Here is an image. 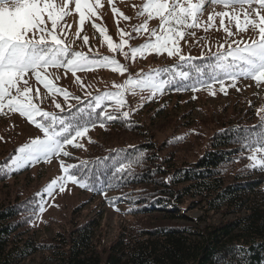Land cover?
<instances>
[{
  "label": "trees",
  "instance_id": "trees-1",
  "mask_svg": "<svg viewBox=\"0 0 264 264\" xmlns=\"http://www.w3.org/2000/svg\"><path fill=\"white\" fill-rule=\"evenodd\" d=\"M216 53L190 55L189 64L208 68ZM117 55L119 52L113 56L116 60ZM187 67L179 60L162 63L133 79L170 80L162 91L180 95L208 82L207 75L198 78L195 72L188 80L178 75L172 78V73ZM114 85L117 83H107L105 90L91 95L71 93L72 112L87 108L97 94L117 91ZM58 103L66 110L63 118L71 119L69 103ZM103 108L117 118L104 120V127L97 120L89 130L102 128L107 140L69 159L71 164L86 162L91 173L103 170L106 161L115 164L126 155L133 157L124 161L131 167L122 186L106 190L108 204L114 205V198H119L115 205H129V220L106 244L98 222L75 219L77 210L73 209L50 238L38 239L33 223L47 196L42 199L40 195L46 184H17L19 171L11 167L13 156L0 157V166L8 173L0 172V264H264V173L248 167L251 151L245 142L248 130L259 131L264 124L249 123L247 117L222 119L217 124L202 123L200 129L186 128L185 134L174 133L159 142L155 134L141 130L139 119L132 118L134 103L118 110L114 100H108ZM43 110L60 112L48 107ZM124 111L129 112L127 118L121 115ZM97 179L103 181L104 177L98 175ZM107 179L116 182L112 176ZM81 190L90 196L103 195ZM192 210L202 213L204 224L185 215ZM213 215L220 217L216 224L208 223ZM38 254L42 259L30 263Z\"/></svg>",
  "mask_w": 264,
  "mask_h": 264
},
{
  "label": "snow or ice",
  "instance_id": "snow-or-ice-1",
  "mask_svg": "<svg viewBox=\"0 0 264 264\" xmlns=\"http://www.w3.org/2000/svg\"><path fill=\"white\" fill-rule=\"evenodd\" d=\"M73 2L80 25L76 37L81 38L86 17L90 19L98 15L100 0H94V2L93 0H61L60 3L56 0H0V112L7 109L9 112L19 113L41 133L18 147L16 150L18 155L13 158L11 167L19 169L29 163L51 162L53 158H57L62 172L40 193L42 199L44 194L51 196L57 188L60 192H64L68 183L85 190L98 191L100 194H106L108 189L114 190L121 187V181L124 176L130 174L127 169L131 167L130 163L126 167L124 161H131L132 156L126 155L115 164H109L106 161L103 170L94 169L90 173L86 162L65 163L63 158H72V153L67 148L71 146L74 149H82L84 146L80 140L86 136L90 126H94L99 120L100 126L104 127V120L112 121L117 118L104 110V101L114 100L116 106L120 108L125 104V92L131 91L135 95L136 86L147 85L155 95L171 82L170 80L156 81L152 77L148 80H134L129 76L123 84L114 85L117 91L97 94L87 108H77L75 112H72L75 106L69 101L73 97L48 78L50 68H62L65 73L70 72L74 77L78 71L93 70L97 67L110 68L111 71L120 74L128 71L127 66L120 64L114 58L103 56L97 59L91 54V49L90 54H85L67 43L68 30L71 26L67 24L65 18L71 15L70 4ZM109 2L111 3V0ZM205 3L222 5L224 9H231V11L210 14L208 22L202 24L200 17L205 10ZM253 5L258 7L254 8ZM237 9L242 11V16L238 14ZM112 11L122 16L124 20L130 19L118 12L116 8ZM145 13L147 18L141 25L134 26L133 32L137 35L149 32L150 40L143 45L130 48V53L124 51V48L134 38L132 33L121 29L120 42L113 43V39L105 34L104 27L94 22L93 27L107 42L112 52H122L126 59L129 54L133 59L137 56L143 58L148 52L158 55L166 52L169 57H178L180 65L188 67L186 70L172 73V78L178 75L181 79L188 80L193 72L198 78L201 75H207L208 82H202L201 86H206L212 95H215L211 89L216 83L219 84L220 91L227 94L229 85H226L225 78L232 81L231 87H236L240 77L255 81L258 87L264 84V0H196V2L193 0H147L143 5V11L138 15ZM217 16L220 18L219 26L227 37L245 33L251 28L258 32V38L243 42L242 46L237 41L231 40L226 49L224 44H220L215 60L209 64L208 68L189 64L193 58L182 54L180 42L183 40L187 43L185 37L195 35L194 31H189L191 29L203 28L205 32L212 29ZM153 18L159 19L158 30L148 28V21ZM225 18L228 19V25L235 22V31L230 26H226ZM100 19L103 18L100 17ZM82 40L85 45L89 44L87 35H84ZM234 44L235 47H233ZM31 77L42 84L49 93L63 95L65 103H69L67 111L71 119L63 118L61 114L66 110L55 99L52 103L56 109L60 110L59 113L43 110L38 103L34 102V98L40 100V89L34 92L29 85ZM76 80L82 83L79 77H76ZM193 90L200 89L194 86ZM236 90L240 91L239 88ZM74 99L80 103V97L76 96ZM258 111H264V107ZM121 115L127 118L129 112L124 111ZM248 132L249 135L245 137L246 146L251 151L248 157L251 163L248 167L264 170V155H258L264 154V125L260 126L259 131L250 129ZM0 139L3 138L0 137ZM111 159L114 157H109V160ZM96 164L99 165L100 161L97 160ZM0 172L4 176L8 175L2 166H0ZM98 175L104 177L103 181L97 179ZM109 176L116 181L114 184L107 179ZM119 202V198H114V205ZM43 210L41 206L40 211Z\"/></svg>",
  "mask_w": 264,
  "mask_h": 264
},
{
  "label": "rangeland",
  "instance_id": "rangeland-1",
  "mask_svg": "<svg viewBox=\"0 0 264 264\" xmlns=\"http://www.w3.org/2000/svg\"><path fill=\"white\" fill-rule=\"evenodd\" d=\"M60 3L61 0H56ZM94 2V0H93ZM147 0H100V7L98 8V15L92 18L86 17L81 38L76 37L79 25L78 13L74 11V2L70 4L71 15L65 18L70 30H68L67 43H69L75 50L84 52H91L98 54L97 56H109L113 58L114 52L108 48L107 42L93 27V22L105 28V34L113 39V43L120 42L121 29L132 33L134 37L126 45L124 51H130L134 48L143 45L150 40L149 32H143L137 35L133 32L134 26L141 25L147 18L144 15H138L143 11V5ZM196 2V0H193ZM247 7V6H245ZM253 7H258L253 5ZM116 8L118 12L123 13L124 16L129 17V20H124L122 16L114 14L112 9ZM205 10L200 17L201 23L208 22L210 14L218 13L220 11H231V9H224L222 5L208 4L204 5ZM238 14L242 16V11L237 9ZM254 15V14H253ZM102 17L103 19H100ZM219 17H215V26L209 31L205 32L203 28L191 29L190 32H195V35H187L185 37L187 43L183 40L180 42L182 54L185 56H201L218 51L220 44L225 45V49L231 40H235L241 44L243 42H250L258 38V32L249 28L245 33H238L234 37H227V34L219 26ZM226 26H230L235 31V22L228 25V19L225 18ZM148 28L159 29V19L153 18L148 21ZM87 35L89 37V44L83 43L82 37ZM127 39V37H126ZM154 40V38H151ZM236 45L234 44L233 47ZM211 49V51H209ZM221 51L223 49H220ZM96 56V58H98ZM117 61L128 67V71L124 74L111 71L110 68H94L93 70L81 71L76 73L82 83H78L76 77L70 72L65 73L63 69L50 68L48 70V78L53 80L57 87H62L70 94L74 92L93 94L105 90L107 83L116 82L117 85L131 76L135 78L138 74L144 73L147 69H153L162 63H173L178 60V57H169L167 53L156 54L154 52L146 53L145 57L137 56L135 59L124 57L122 52L116 56ZM227 87V94L220 91L219 84L216 83L211 89L215 95L210 94V90L205 86L198 91L183 92L180 95L168 92H156L153 95L152 89L148 86H136L133 95L131 91L124 94L125 104L118 110H123L128 103H134L132 110L135 112L133 119H139L142 124L141 130L155 134V138L161 142L165 137L171 134L182 135L185 134V129L192 130L199 128L202 123L217 124L222 119L229 120L230 118H249L251 122H261L264 124V111H258L264 107V84L259 87L256 82L251 79H238L236 87H231V80H225ZM29 85L33 88L40 89V100L34 98V102L38 103L43 109L55 108L52 100L56 102L64 101L61 93L51 94L43 85L35 81L34 77L29 79ZM239 88L240 91L236 89ZM115 89V87H114ZM137 108V109H136ZM161 111L159 113L156 112ZM184 125H187L185 127ZM214 126V125H213ZM200 129V128H199ZM147 130V131H146ZM149 130V131H148ZM41 135L38 129L25 117L19 113H12L5 109L0 112V157L11 155L13 158L18 155L17 149L24 143L28 142L30 138ZM107 140L102 128H94L89 130L85 137L81 138L80 142L83 144L82 149H74L68 146L67 150L72 153V156H79L86 150L92 148L94 144L101 143ZM91 141V142H89ZM264 155V154H258ZM65 163L73 162L69 158H63ZM250 161V160H249ZM251 162V161H250ZM17 175V184L40 185L49 184V182L62 174L60 164L57 158H53L51 162L40 161L36 163H29L26 166H21ZM264 173V170H263ZM108 194L100 196H90L83 192L77 185L68 183L66 190L60 192L57 188L51 196L47 195L44 199V210L39 212L34 226V234L38 239L50 238L55 231L60 228L59 225L63 222L65 214H69L71 210L76 209L77 212L73 215L75 219L86 221L93 219L99 224V231H102L104 242L109 244L114 240L120 227L129 220L126 210L129 205L121 203L119 205H110L107 201ZM118 209V210H117ZM185 215L191 220H198L199 223L204 224L202 213L198 210H192ZM231 218V217H229ZM220 217L213 215L208 223L216 224ZM42 259V255L38 254L32 258L30 263L38 262Z\"/></svg>",
  "mask_w": 264,
  "mask_h": 264
}]
</instances>
